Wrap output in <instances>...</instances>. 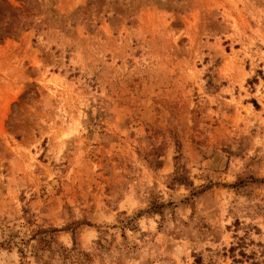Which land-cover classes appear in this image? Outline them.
<instances>
[{"label":"rangeland","instance_id":"rangeland-1","mask_svg":"<svg viewBox=\"0 0 264 264\" xmlns=\"http://www.w3.org/2000/svg\"><path fill=\"white\" fill-rule=\"evenodd\" d=\"M0 264H264V0H0Z\"/></svg>","mask_w":264,"mask_h":264}]
</instances>
